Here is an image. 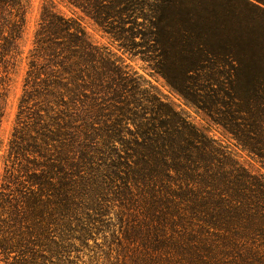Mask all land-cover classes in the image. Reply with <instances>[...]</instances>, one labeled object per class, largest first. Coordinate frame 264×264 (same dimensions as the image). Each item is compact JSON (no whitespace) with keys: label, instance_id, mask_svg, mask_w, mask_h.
I'll return each mask as SVG.
<instances>
[{"label":"trees","instance_id":"16d2710c","mask_svg":"<svg viewBox=\"0 0 264 264\" xmlns=\"http://www.w3.org/2000/svg\"><path fill=\"white\" fill-rule=\"evenodd\" d=\"M59 1L78 8L110 34L116 25L130 23L137 14L145 15L144 8L155 20L161 6L176 7L178 3ZM239 1L264 13V0ZM30 3L0 0V88L6 57L17 52ZM37 25L16 119L28 107V100L38 99L45 105L32 104L29 117L42 119V111L55 121L20 126L16 120L8 155L20 156L31 166L21 167L25 182L17 195L11 193L6 179L1 185V259L9 264H78L81 248L94 252L89 239L110 225V205L117 202L122 240L143 251L146 259L142 264H212L207 254L213 245L206 236L212 216L207 214L209 205L216 202V219L225 226L218 235L223 245L219 248L232 254L230 264H264V179L153 93L146 97L150 105L143 108V119H136V108L130 107L127 94L119 98L108 95L109 103L124 105L121 116L131 120L136 131L127 140L107 135L100 143L93 137L99 89L108 81L115 87L114 76L123 82L129 74L122 72L108 51L91 41L78 18L56 11L53 0L42 1ZM155 26L152 22L153 29ZM241 34L236 30L237 41L242 42ZM157 36L154 31L155 48ZM186 38L183 34L179 52L189 57L207 52L205 47L186 45ZM118 41L126 47L124 41ZM245 42L251 52L262 50L259 54H264V40L254 46ZM101 68L105 73L99 72ZM201 70L187 65L182 86L189 83L188 73ZM232 71L225 95L237 99L233 83L239 76ZM259 79L264 81V77ZM204 108L210 116L217 110L212 103ZM250 108L235 106L228 119L211 120L264 164V119H254ZM116 142L124 150L113 157L108 151ZM123 209L131 210L130 214L124 216Z\"/></svg>","mask_w":264,"mask_h":264},{"label":"rangeland","instance_id":"374dc122","mask_svg":"<svg viewBox=\"0 0 264 264\" xmlns=\"http://www.w3.org/2000/svg\"><path fill=\"white\" fill-rule=\"evenodd\" d=\"M42 1L31 0L25 28L18 40L17 52L12 57H6L5 72H2L4 78L0 88V190L6 179L8 181L6 186L10 187L14 195H17L25 182L21 167L31 166L20 156L8 155L9 140L16 120L20 126L25 123L55 121L48 119L42 111L40 115L42 119L29 117L33 110L32 104L45 105L43 102L38 103V99L28 100V107L22 110L21 118L16 119ZM53 2L60 14L78 18L91 41L101 50L108 51L112 55L111 59H114L122 72L126 71L130 77L122 82L116 75L113 79L118 89L116 86L112 87L113 81L104 83L99 89L94 138L100 143L104 142L107 135L127 140L136 131L133 122L121 116L124 105L119 102L109 103L108 95L112 97L116 94L119 98L127 94L129 101L132 102L129 104L130 107L136 108V119H143L146 112L143 108L150 105L146 102V97L153 93L159 95L162 101L170 103L184 119H188L210 138L224 146L248 171L264 179V164L243 150L223 126L211 120L228 119L229 112H233L235 106H249L254 112V119H264V81L259 79L264 77V54H259L262 50L251 52L248 42L244 43L248 40L254 46L256 42L264 40L263 12L239 0H178L176 7L161 6L155 14V20L144 8L146 16L137 14L130 23L116 25L114 34H110L78 8L59 0ZM152 22L156 25L155 29ZM236 30L242 31L240 37L242 42L237 41ZM154 31L158 32L157 48L156 43L152 42ZM183 34L187 36L186 45L190 43L193 47L202 46L207 52L193 57L179 52ZM113 35L118 38L115 39ZM118 39L124 41L126 47H121ZM187 65L193 70L200 66L202 70L199 73L194 71L188 73L189 83L185 85L186 88L182 83L185 82L183 77ZM98 66L100 67V64ZM232 70L238 72L239 76L233 83L237 99L227 98L225 95V89L229 88L226 80L229 77L233 78ZM99 72L105 73L103 68ZM137 78L139 81H136ZM257 79L260 82H257ZM150 86L153 88L149 89ZM210 103L217 109L214 110L213 116L204 108ZM85 105L88 107L86 101ZM30 134L35 135L34 132ZM122 146L121 142H116L108 151L109 154L113 157H116L117 153L123 154ZM26 156L28 159L32 158L30 153ZM118 205L117 202L110 205V225L104 226L102 231H95L89 239L94 252L80 249L82 253L78 254L79 260L76 261L78 264H142L146 259L136 244L122 240L117 220L121 212ZM218 205L216 202L209 205L208 214L211 215L207 214L208 218L211 216L212 218L206 236L213 245L207 256L212 264H230L232 254L219 248L223 245L219 242L218 235L224 232L222 228L225 226L219 224L216 219ZM130 212L131 210L123 209L122 214L128 216ZM0 264L9 263L0 257Z\"/></svg>","mask_w":264,"mask_h":264}]
</instances>
